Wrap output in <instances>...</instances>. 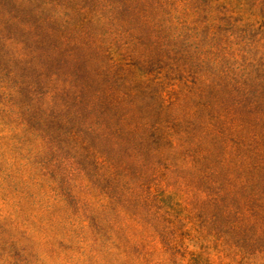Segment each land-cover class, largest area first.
I'll use <instances>...</instances> for the list:
<instances>
[{"label":"rangeland","instance_id":"1","mask_svg":"<svg viewBox=\"0 0 264 264\" xmlns=\"http://www.w3.org/2000/svg\"><path fill=\"white\" fill-rule=\"evenodd\" d=\"M0 264H264V0H0Z\"/></svg>","mask_w":264,"mask_h":264}]
</instances>
